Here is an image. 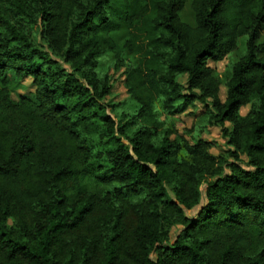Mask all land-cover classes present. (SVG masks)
Here are the masks:
<instances>
[{
  "label": "trees",
  "instance_id": "1",
  "mask_svg": "<svg viewBox=\"0 0 264 264\" xmlns=\"http://www.w3.org/2000/svg\"><path fill=\"white\" fill-rule=\"evenodd\" d=\"M186 3L0 0V264H264V0ZM197 103L225 156L168 122Z\"/></svg>",
  "mask_w": 264,
  "mask_h": 264
},
{
  "label": "rangeland",
  "instance_id": "2",
  "mask_svg": "<svg viewBox=\"0 0 264 264\" xmlns=\"http://www.w3.org/2000/svg\"><path fill=\"white\" fill-rule=\"evenodd\" d=\"M190 0H186V5L184 10L181 12V18L184 21H191V11L188 7V2ZM245 38L240 40L238 45V51L231 53L228 57H226L222 62L219 63H209L210 67L215 70V76L218 78H222L224 70L226 66L236 60L239 54L243 51V44ZM260 43H264V31L260 38ZM111 55L105 54L99 58V69L98 73L103 74L109 65H111ZM9 83L8 88L11 93V98L13 100H17L19 96L27 95L31 96L34 92V87L31 85V79L24 78L20 82L15 81L11 75H9ZM13 79V80H11ZM178 81L181 83L185 82V77L181 76L178 78ZM226 89L224 86L220 87L219 97L223 101L225 99ZM107 101H111L115 104H118L116 113L111 114L112 118L115 122L120 121L123 123L127 117L133 115L136 112L137 105L133 101H129L127 99L126 91L123 86V77L118 73L114 74V80L112 83L111 93L106 97ZM204 108L201 104H196V106L192 108H188L182 114L175 116L169 119V123H172L177 130V132L184 136L188 141H191L192 137L196 139H202L207 141L211 145L210 153L217 156L222 155L225 156L226 150L228 149L225 144V139L221 136L220 128L217 126H210L205 118H202V113ZM248 111V108H242L240 110L241 115H245ZM226 126H229L226 124ZM244 164L247 161L245 156H241ZM203 190V187L201 188ZM203 202V201H202ZM198 208L187 212V215L194 216L197 212ZM179 228H175L171 231L170 240H173V237L177 233Z\"/></svg>",
  "mask_w": 264,
  "mask_h": 264
}]
</instances>
